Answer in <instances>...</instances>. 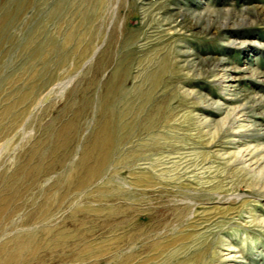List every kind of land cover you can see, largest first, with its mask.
Segmentation results:
<instances>
[{
	"label": "rangeland",
	"instance_id": "obj_1",
	"mask_svg": "<svg viewBox=\"0 0 264 264\" xmlns=\"http://www.w3.org/2000/svg\"><path fill=\"white\" fill-rule=\"evenodd\" d=\"M263 130L264 0H0V264H264Z\"/></svg>",
	"mask_w": 264,
	"mask_h": 264
},
{
	"label": "bare ground",
	"instance_id": "obj_2",
	"mask_svg": "<svg viewBox=\"0 0 264 264\" xmlns=\"http://www.w3.org/2000/svg\"><path fill=\"white\" fill-rule=\"evenodd\" d=\"M172 9L173 8H171V10ZM174 9L177 10L178 8L177 9L174 8ZM243 11L246 12L247 14H250L251 9H243ZM226 12H228V11H226ZM216 14L217 13L215 12V13H206V14H198L197 15V14H193L192 12H191V14H185V12H183V11L181 12L180 11L177 15L179 17L181 16V18H182V20L184 22H185V20H184L185 18L184 17H186V16L198 17V19H197L195 24L193 22L191 23V27L201 28V29L206 30V29H212L213 26L215 25V20L214 19L211 20V17L212 18L215 17ZM229 15L230 14L226 15L228 18L225 19L224 21H222L221 23L216 22L217 26L215 27V29L217 30V32L225 31L227 29H233L234 27L235 28L236 27H241V26H244V25L248 24L247 20H248L249 17L247 18V17H241L240 16L239 19L232 21V18L229 17ZM180 54L181 55L190 56V54H188L186 52H182ZM213 68L212 69L215 70V72H216V74L214 75L213 81L215 83L217 82L218 84H221V83L223 84V87H224L223 88V93H225V96H226L224 100L226 101V104H229L230 102L233 105L235 104L234 107H230V106H226L225 105L224 107H220V109H233V112L239 115L237 118H234L236 123H237V126L233 129V131H231L229 133V138H231V141L234 142V143H241V142L245 141L246 138L249 137V131L248 130L250 128H249V125L245 124L247 122V120H245V118H244L247 115V111H248L249 107H248V105L246 103H243V104H240V105L237 106L238 102L242 98L240 93L238 92L239 90L237 91V87H238L239 82L242 79H245L246 77H240L239 75H236V74L233 73V72L239 73L241 70H232V69L224 68V62L222 60H219L217 63H214ZM248 104H250V103H248ZM248 123H249V121H248ZM250 157H251V155H250ZM259 223L264 226V219L261 220ZM232 247H227L224 250V251H226V253L224 255H222L223 256L222 260H223L224 264H247L244 261V256H243L244 253H242L241 250L239 251L238 249H236L237 247L236 248H232Z\"/></svg>",
	"mask_w": 264,
	"mask_h": 264
}]
</instances>
